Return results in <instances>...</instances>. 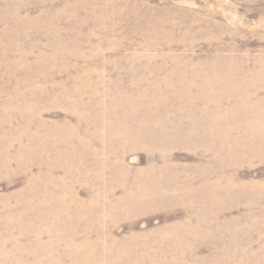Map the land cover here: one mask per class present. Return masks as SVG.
Returning <instances> with one entry per match:
<instances>
[{
	"label": "rangeland",
	"instance_id": "rangeland-1",
	"mask_svg": "<svg viewBox=\"0 0 264 264\" xmlns=\"http://www.w3.org/2000/svg\"><path fill=\"white\" fill-rule=\"evenodd\" d=\"M0 246L264 264V0H0Z\"/></svg>",
	"mask_w": 264,
	"mask_h": 264
},
{
	"label": "bare ground",
	"instance_id": "bare-ground-1",
	"mask_svg": "<svg viewBox=\"0 0 264 264\" xmlns=\"http://www.w3.org/2000/svg\"><path fill=\"white\" fill-rule=\"evenodd\" d=\"M1 247V246H0ZM56 261H57V258H56Z\"/></svg>",
	"mask_w": 264,
	"mask_h": 264
}]
</instances>
